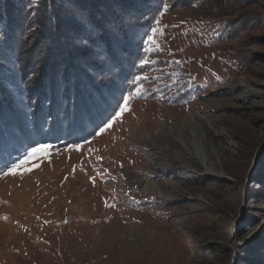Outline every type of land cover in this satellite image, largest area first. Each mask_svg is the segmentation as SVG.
I'll list each match as a JSON object with an SVG mask.
<instances>
[{"label": "rangeland", "instance_id": "rangeland-1", "mask_svg": "<svg viewBox=\"0 0 264 264\" xmlns=\"http://www.w3.org/2000/svg\"><path fill=\"white\" fill-rule=\"evenodd\" d=\"M166 6L128 110L0 173V264L264 260V0Z\"/></svg>", "mask_w": 264, "mask_h": 264}, {"label": "trees", "instance_id": "trees-1", "mask_svg": "<svg viewBox=\"0 0 264 264\" xmlns=\"http://www.w3.org/2000/svg\"><path fill=\"white\" fill-rule=\"evenodd\" d=\"M166 8V0H0V173L33 145L94 137L148 70L140 61Z\"/></svg>", "mask_w": 264, "mask_h": 264}, {"label": "snow or ice", "instance_id": "snow-or-ice-1", "mask_svg": "<svg viewBox=\"0 0 264 264\" xmlns=\"http://www.w3.org/2000/svg\"><path fill=\"white\" fill-rule=\"evenodd\" d=\"M155 31H156V29H153V32H155ZM148 41H149V42H152V41H153V37H152V36H149V37H148ZM140 63L143 65V64H145V63H148V61L141 59ZM137 79H139V78L137 77ZM128 99H129V97H127V96H126V97H123V100L125 101V103H124L123 105H120V106H119V107H120V111L116 112L115 116H113V117H112V118H111V119H110V120L104 125V127L100 129V132H103V131L107 130V128H109V127L111 126V124H112L115 120H117V119L122 115V113H123L124 111H127V110H128V105H127V101H128ZM98 134H99V133H98ZM35 151H38V149L33 150L32 155L35 154Z\"/></svg>", "mask_w": 264, "mask_h": 264}, {"label": "bare ground", "instance_id": "bare-ground-1", "mask_svg": "<svg viewBox=\"0 0 264 264\" xmlns=\"http://www.w3.org/2000/svg\"><path fill=\"white\" fill-rule=\"evenodd\" d=\"M208 168H209L211 171H215V172L217 171V172H219V171L217 170V168H215L214 165H209ZM149 188H150L152 191H156V192L160 190V188L158 187V185L155 184V183L149 185Z\"/></svg>", "mask_w": 264, "mask_h": 264}]
</instances>
